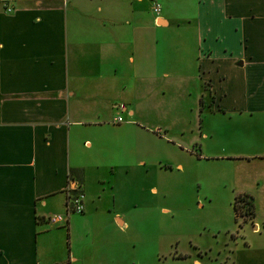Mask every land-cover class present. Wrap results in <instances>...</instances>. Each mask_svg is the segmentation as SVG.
<instances>
[{"label":"crops","instance_id":"crops-1","mask_svg":"<svg viewBox=\"0 0 264 264\" xmlns=\"http://www.w3.org/2000/svg\"><path fill=\"white\" fill-rule=\"evenodd\" d=\"M157 1L153 16L149 0H0V264H73L84 244L101 251L110 229L125 232L111 179L143 159L100 145L145 131L163 79L204 115L197 136L229 142L213 151L234 153L213 158H264V0ZM72 188L83 212L45 222ZM102 192L105 217L93 214Z\"/></svg>","mask_w":264,"mask_h":264},{"label":"rangeland","instance_id":"rangeland-1","mask_svg":"<svg viewBox=\"0 0 264 264\" xmlns=\"http://www.w3.org/2000/svg\"><path fill=\"white\" fill-rule=\"evenodd\" d=\"M161 84L165 95L159 107L151 110V104H145V131H128L120 140L112 135L100 145V152L139 151L143 159L134 167L131 154L127 172L119 171L111 179L113 211L122 214L127 229H110L101 251L84 244L73 264H92L100 256L111 264H264V158H213L234 153L217 152L229 142L197 136L195 124L204 115L197 116L196 109L188 112L192 96L182 100L184 83L167 78ZM94 178L90 174L88 183L97 192ZM243 192L252 198L255 230L245 204L237 203L239 217H234L233 200ZM110 200L100 193L93 214L105 217ZM75 216L69 214L71 220ZM99 219L98 225L103 223Z\"/></svg>","mask_w":264,"mask_h":264},{"label":"built area","instance_id":"built-area-1","mask_svg":"<svg viewBox=\"0 0 264 264\" xmlns=\"http://www.w3.org/2000/svg\"><path fill=\"white\" fill-rule=\"evenodd\" d=\"M150 3V11L153 16H157L160 12V5L157 0H149ZM115 120L119 121L120 119L117 117ZM83 193L75 188L68 189L65 193V206H64V214L62 216H58L55 214L48 215L44 218L45 222L49 224H57L62 225L65 223V218L72 213H82L83 212Z\"/></svg>","mask_w":264,"mask_h":264},{"label":"trees","instance_id":"trees-1","mask_svg":"<svg viewBox=\"0 0 264 264\" xmlns=\"http://www.w3.org/2000/svg\"><path fill=\"white\" fill-rule=\"evenodd\" d=\"M241 202V206L242 205H246L247 208V214H249L250 219H252L254 213H253V204H252V198L246 194H242V195H238L234 198L233 200V210H234V217L237 219L239 217V210L236 209V207L238 206L237 203ZM243 214V213H241ZM244 221V220H242Z\"/></svg>","mask_w":264,"mask_h":264}]
</instances>
